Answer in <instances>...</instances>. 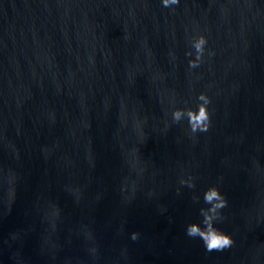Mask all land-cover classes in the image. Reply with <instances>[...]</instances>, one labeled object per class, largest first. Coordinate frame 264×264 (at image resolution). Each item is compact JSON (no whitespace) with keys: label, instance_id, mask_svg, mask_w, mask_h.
Instances as JSON below:
<instances>
[{"label":"water","instance_id":"obj_1","mask_svg":"<svg viewBox=\"0 0 264 264\" xmlns=\"http://www.w3.org/2000/svg\"><path fill=\"white\" fill-rule=\"evenodd\" d=\"M0 264H264V0H0Z\"/></svg>","mask_w":264,"mask_h":264},{"label":"clouds","instance_id":"obj_2","mask_svg":"<svg viewBox=\"0 0 264 264\" xmlns=\"http://www.w3.org/2000/svg\"><path fill=\"white\" fill-rule=\"evenodd\" d=\"M177 2L178 0H163L165 6H168L169 4H176ZM205 43L206 40L202 35L198 36L193 42V46L197 51V60H199L200 54L204 50ZM195 63L196 61H190V65H195ZM199 99L203 101V103L198 106V109L195 112L191 110H189L188 112L193 131H195L197 128H199L200 130H206L208 126V112L206 108L208 99L203 94L200 95ZM173 116L174 118L179 119V117L181 116V112L175 111L173 113ZM205 200L213 205V210L222 207L224 204L221 195L219 194L218 190H216L215 188H210L205 193ZM188 233L189 235L202 236L206 243V246L209 249L226 247L231 243L230 237L227 236L226 234L220 233L213 229L203 231L195 224L189 226Z\"/></svg>","mask_w":264,"mask_h":264}]
</instances>
